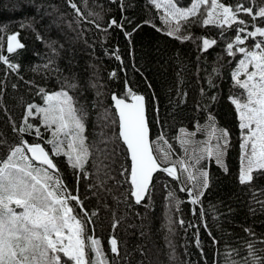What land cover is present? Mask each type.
<instances>
[{
	"label": "trees",
	"instance_id": "obj_1",
	"mask_svg": "<svg viewBox=\"0 0 264 264\" xmlns=\"http://www.w3.org/2000/svg\"><path fill=\"white\" fill-rule=\"evenodd\" d=\"M173 2L178 7L188 8L192 0ZM220 2L233 7L240 3L251 6V0ZM72 3L79 9V15ZM238 15L248 21V29H251V17L245 13ZM205 17L202 7L196 17L181 21L182 30L178 35L191 37L182 40L167 34L151 0H0V27L7 26L0 33V54L19 65L13 72L0 62V81H3L0 99L4 105L0 107V140L7 141L0 145V158L7 155L10 145L19 143L9 117L19 126L27 104L44 106L41 96L37 95L38 89L43 87L48 93L59 91L64 77H76L77 89L66 90L88 113L85 135L89 145L99 142L102 130L112 135L113 129L104 128L106 121L101 114L108 109L114 116L110 95L115 93L127 100L128 89L145 98L150 140L166 142L172 151L178 153L180 150L177 142L179 130H197L207 121L209 112L215 116L217 127L229 132L230 146L224 156L228 171L225 172L212 159L200 163L209 173L210 183L201 203L196 205L189 202L187 192L180 191L185 187L180 179H169L162 173L155 174L150 193L139 205L136 204L130 195L128 176L120 174L122 166L129 168L122 143L117 141L123 150L104 160L107 168L99 173L93 160L99 162L103 157L98 158L93 149V156L85 164L89 178H81L78 194L89 213L84 219L91 220L87 234L101 240L109 262L114 255L108 243L112 237L117 239L120 249L118 264H228L226 257L229 253L237 260L247 255L249 241H254L256 248H264L261 243L264 241V208L255 202L264 200L261 194L264 175L254 172L250 184L239 183L241 132L235 106L229 99L243 92L233 86L231 78L242 54L230 57L225 51L240 26L225 25L221 35L220 27L202 25ZM112 20L122 27H109ZM254 23L264 26V21L259 18ZM126 32L131 36H126ZM17 33L25 48L8 53L7 36ZM201 38L215 39L217 43L202 51ZM252 42V39L247 40V43ZM53 48L59 55L53 52ZM49 58L55 60L53 68L59 71L43 68ZM34 68L39 70L33 71ZM213 68L219 69L218 75L213 73ZM113 72L116 73L114 77ZM209 74H212L215 87H209ZM92 83L95 88L90 87ZM13 84L17 87L13 88ZM201 89L207 97L215 95L217 100L211 102L202 98ZM97 91L101 95L98 96ZM204 104L209 105L207 111L203 110ZM31 122L40 123L39 119ZM41 132L43 139L37 140L34 132L24 134L23 138L29 143H41L51 155L52 146L45 143L51 133L43 127ZM161 136L163 139H158ZM108 147L111 149L114 145ZM52 158L68 189L77 194L76 176L67 158L63 155ZM169 192H174L181 201L178 209L175 201L169 200ZM70 204L75 206V201ZM75 207L83 216L79 207ZM92 212L97 215L91 216ZM168 216L171 217L172 232L168 230ZM115 221L119 223L113 229ZM246 228L255 235H249ZM213 237L217 241L215 244ZM233 250H239V255Z\"/></svg>",
	"mask_w": 264,
	"mask_h": 264
},
{
	"label": "snow or ice",
	"instance_id": "obj_2",
	"mask_svg": "<svg viewBox=\"0 0 264 264\" xmlns=\"http://www.w3.org/2000/svg\"><path fill=\"white\" fill-rule=\"evenodd\" d=\"M152 3L157 9L165 7V23L170 24L175 19L176 26L169 27L167 34L174 35L177 39L191 38L189 35L183 37L178 35L182 30L180 22H187L189 17H196L202 7L206 12L202 25L220 27L221 35L225 25L241 26L236 28L235 39L227 43L225 51L230 57H235L237 53L242 54V58L238 60L236 68L231 73V78L234 82L233 86L239 87L243 92L240 96H230L229 99L235 106L241 132L239 183L250 184L254 179V172L264 175V26H257L254 23L258 18L264 21V0H251V6L240 3L235 7L225 5L220 0H192L188 8L178 7L173 0H162V2L152 0ZM71 6L79 15L76 4L72 3ZM240 13L251 17L253 21L251 27L254 30H247L248 21L240 19L238 15ZM96 15L99 18V15ZM112 26L122 27L115 20L110 22L109 27ZM6 27H0V33H3ZM18 35L17 33L7 36L8 53H15L17 49L25 48L18 39ZM125 35L131 36V33L126 32ZM257 37L261 39L257 40ZM37 39L42 37L37 36ZM201 39L202 51H207L217 43L215 39ZM248 39L254 41L251 48L242 46ZM53 52L59 55L55 48ZM116 59H120L119 55ZM0 62L7 65V68L13 72L19 68V65L13 63L6 55L0 54ZM54 64L55 60L49 58L43 68L59 71L58 68H53ZM38 70L39 68L33 69V71ZM213 73L218 75L219 69L213 68ZM111 75L114 77L116 73L113 72ZM75 81V76L71 79L64 77L61 89L52 93L46 92L43 87L39 88L37 95L41 96L44 106L36 103L27 104L19 126L9 117L13 132L19 136V143L10 145L7 155L0 158V264H118L121 255L115 237L108 241L111 253L114 254L112 261L109 262L101 246V240L87 234L91 220L84 219L89 216V213L84 209L83 200L78 194L81 178H89L85 164L93 156V149L98 158L103 157L99 162L93 160L99 173L107 168V165L103 163L104 160L111 159L114 154L123 150L117 141H121L122 145L126 146V153L131 161L130 168L122 166L123 170L120 174L129 176V191L138 205L150 193L153 174L158 170L166 172L174 179H179L175 164L162 168L161 159L154 155L152 147L154 142L149 139V126L145 117V98L135 94L131 89H128L126 93L131 98V103L113 93L111 99L116 110L114 116L108 109L101 114L106 121L104 128L113 129L112 135L109 136L102 130L99 134L101 137L99 142L87 144L85 132L88 113L68 91L77 89L78 83ZM208 83L209 87H215L212 74H209ZM2 84L3 81H0V85ZM12 87L16 88L17 85L13 84ZM90 87L95 88L96 85L92 83ZM97 95L101 93L97 91ZM2 96L3 89L0 87V97ZM201 97L211 102L217 100L215 95L207 97L204 89H201ZM0 107H4L2 99H0ZM208 107V104H204L203 110L207 111ZM36 119L40 121L38 125L31 122ZM207 120L210 129L208 136L216 140V144L211 145L205 141L209 143V146L202 149V153H206L208 158H214L216 163L227 172L224 156L230 146L229 132L217 127L215 116L210 112ZM116 126H118V133L115 131ZM42 127L51 133V138L45 141L52 146L51 155L41 143H29L23 138L24 134L32 135L34 132L37 140L43 139ZM198 130L206 131L204 128H198ZM190 135L194 136L195 133ZM158 139L162 140L163 137ZM6 143L7 141L0 140V145ZM183 143L188 141L182 140ZM110 144L114 145L111 149L108 147ZM60 155L67 158L68 165L74 170L77 194H73L68 189L52 158ZM168 156L169 153L165 152L164 161H167ZM204 158L202 154L197 158L196 163L199 164ZM178 163L180 172H188L190 183L197 181L192 188L182 187L180 191L188 193L191 204L201 203V197L209 187V173L197 169L198 175H196L189 170V166L183 160ZM200 178L203 180L202 185L198 182ZM99 183L103 184L104 181ZM261 194L264 195V190H261ZM168 198L170 201H175L178 209L181 201L176 198L175 193L169 192ZM70 201H75V206L79 207V212H82L83 216L79 215ZM255 202L264 208V200ZM200 214L203 218V209ZM95 215H97L96 212L91 213V216ZM118 223L119 221H115L112 228L116 229ZM183 223L184 221L181 220L180 224L183 225ZM168 230L173 231L170 216H168ZM245 231L249 235H255L250 228H246ZM209 235H211L210 232ZM199 243L197 238V246ZM213 243H217L215 237H213ZM169 246H171L170 241ZM246 250L247 255L240 257L239 260L232 258L229 253L226 257L228 264H264V248H256L255 242L249 241ZM233 251L237 256L239 255V250Z\"/></svg>",
	"mask_w": 264,
	"mask_h": 264
},
{
	"label": "rangeland",
	"instance_id": "obj_3",
	"mask_svg": "<svg viewBox=\"0 0 264 264\" xmlns=\"http://www.w3.org/2000/svg\"><path fill=\"white\" fill-rule=\"evenodd\" d=\"M158 2H162V0H158ZM190 6H191V4H190ZM165 12H166L165 7H161L158 9V16H159L163 26L165 27L166 31L168 32L169 27H175L176 26V21H175V19H173L170 24L165 23V18H166ZM180 24H181V22H180ZM247 30H254V29L251 28V29H247ZM236 34H237V32H236ZM234 39H235V37H234ZM246 43H247V41L242 46L247 47V48H251L252 45L254 44V41L252 43H247L248 45ZM241 58H242V55H241ZM237 117H238V115H237ZM198 128H204L206 131H199ZM198 128H197V130H194V131H186L183 129L179 130L177 142L180 146V150L178 153L176 151H172L170 149V147H168V145L164 142H159L158 140H153L154 143L152 144V147L154 150V155H156L157 157H159L161 159V164H175L176 165L180 182L186 188H192L193 184L196 183L197 181H193L191 183L188 181V172H180V164L178 163V161L183 160L185 162V164L189 166V170L192 171L196 175H198V173L196 171L197 169H202V170L206 171V169H204L200 166V163L203 160L212 159L216 163L214 158H208L206 153H202V149L208 147L209 143L211 145L216 144V140L210 139L208 136V131H210V129L208 128V120L205 123H203L202 125H200ZM191 133H195V135L194 136L190 135ZM182 140H187L188 143L182 144ZM205 141H208L209 143H205ZM165 152L169 153L167 161H164V159H163V155ZM240 153H241V150H240ZM202 154L205 156V158L203 160H200V163L197 164L196 160ZM198 182L202 185V183H203L202 178H200ZM18 211H20V210L18 209Z\"/></svg>",
	"mask_w": 264,
	"mask_h": 264
},
{
	"label": "water",
	"instance_id": "obj_4",
	"mask_svg": "<svg viewBox=\"0 0 264 264\" xmlns=\"http://www.w3.org/2000/svg\"><path fill=\"white\" fill-rule=\"evenodd\" d=\"M19 39V38H18ZM6 49H7V40H6ZM113 94V93H112ZM112 94L110 95V102H111V106H112V108H113V110H114V113L116 112V110H115V107H114V102L112 101V99H111V96H112ZM137 95H142V94H138L137 93ZM143 96V95H142ZM119 97V96H118ZM126 102H128V103H131L132 101H131V98L129 97V99H127L126 100ZM145 117H146V111H145ZM116 119H118V117H116ZM146 122H147V118H146ZM147 124H148V122H147ZM117 133H118V126H117ZM149 139H150V135H149ZM151 141V140H150ZM121 142V141H120ZM122 143V142H121ZM124 147V149H125V152H126V146H123ZM30 155V154H29ZM126 155H127V153H126ZM127 158H128V161H129V168H130V163H131V161H130V158L127 156ZM172 164H161V167L163 168V167H168V166H171ZM157 173H162L163 175H165L166 177H168L169 179H173V180H177V179H174L173 177H170L166 172H163V171H161V170H158L157 172H155L154 174H153V177L155 176V174H157ZM129 176H128V183H129V185H130V182H129ZM131 195V194H130ZM147 196V195H146ZM146 196H145V198H146ZM131 198H132V200L135 202V198L134 197H132L131 196ZM144 198V199H145ZM143 201V200H142Z\"/></svg>",
	"mask_w": 264,
	"mask_h": 264
}]
</instances>
